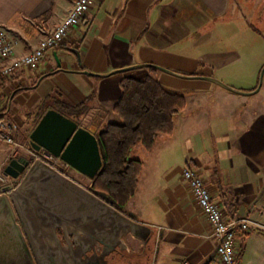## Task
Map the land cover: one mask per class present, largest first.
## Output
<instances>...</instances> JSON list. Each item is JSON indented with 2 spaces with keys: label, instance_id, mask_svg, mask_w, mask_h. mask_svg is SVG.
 Segmentation results:
<instances>
[{
  "label": "crops",
  "instance_id": "crops-1",
  "mask_svg": "<svg viewBox=\"0 0 264 264\" xmlns=\"http://www.w3.org/2000/svg\"><path fill=\"white\" fill-rule=\"evenodd\" d=\"M73 2L0 0V27L16 40L15 52L0 65L37 45ZM258 5L264 0H100L61 44L45 50L36 68L16 66L0 76V111L18 123L16 138L30 141L52 111L97 136L106 123L120 122L113 105L122 78L149 74V67L109 75L85 70L98 74L153 63L189 75L157 68L158 80L182 92L186 105L171 134L158 135L150 151L138 148L135 157L143 161L138 187L120 208L153 228L148 257H136L140 264H153L154 256V264H220L211 226L182 176L187 162L203 176L225 217L253 221L238 236L240 258L243 264H264V83L252 91L264 54L234 45L247 27L238 31L235 22L260 18ZM199 76L217 77L245 92ZM58 99L85 103V112L79 119L66 115ZM7 150L0 142V161ZM30 160L20 151L7 168L20 179ZM137 240L126 239L133 253L141 247Z\"/></svg>",
  "mask_w": 264,
  "mask_h": 264
},
{
  "label": "water",
  "instance_id": "water-1",
  "mask_svg": "<svg viewBox=\"0 0 264 264\" xmlns=\"http://www.w3.org/2000/svg\"><path fill=\"white\" fill-rule=\"evenodd\" d=\"M135 67H156L189 76L153 63L132 64L106 73L85 72L109 75ZM263 73L264 65L252 91L260 88ZM199 77L245 92L214 76ZM30 144L60 156L89 176L100 172L104 164L97 136L55 111L41 118L30 134ZM129 234L145 246L153 228L113 205L107 195L96 193L40 158L29 163L9 193H0V264H109V253L130 249L125 239Z\"/></svg>",
  "mask_w": 264,
  "mask_h": 264
},
{
  "label": "trees",
  "instance_id": "trees-1",
  "mask_svg": "<svg viewBox=\"0 0 264 264\" xmlns=\"http://www.w3.org/2000/svg\"><path fill=\"white\" fill-rule=\"evenodd\" d=\"M156 67L142 78L125 76L120 82V95L113 105L120 122H108L97 132L104 154L101 171L92 178V188L107 195L118 208L124 207L134 195L143 168V161L132 155L140 144L150 151L158 135L171 134L174 118L186 105L182 92L163 85L156 77ZM66 115L79 119L86 104L72 105L57 100ZM5 117L0 111V118ZM29 165V163H28ZM242 245L239 246V255Z\"/></svg>",
  "mask_w": 264,
  "mask_h": 264
},
{
  "label": "built area",
  "instance_id": "built-area-1",
  "mask_svg": "<svg viewBox=\"0 0 264 264\" xmlns=\"http://www.w3.org/2000/svg\"><path fill=\"white\" fill-rule=\"evenodd\" d=\"M98 1L100 0H74L64 18L37 45L30 48L19 58L0 65V76L8 74L16 66L27 65L30 68H36L45 50L61 44L69 36L70 32L80 24L92 4ZM15 47L16 40L7 29L0 27V61L10 58L15 52ZM17 131L18 123L15 120L8 117L0 118V141L12 147L11 152L8 153L9 156L5 160L0 161V193H9L18 182V180L15 181V178L7 168L10 158L16 156L15 146L20 144L14 138V134ZM28 151L31 159L40 158L60 172L68 175L66 170L71 165L60 156L45 148H40L39 150L31 148ZM182 176L211 226L210 235L217 242L216 250L220 264H243L239 255L238 236L249 231L250 224L253 221L247 217H225L219 205L212 199L203 176L190 163L187 162L183 166Z\"/></svg>",
  "mask_w": 264,
  "mask_h": 264
},
{
  "label": "rangeland",
  "instance_id": "rangeland-1",
  "mask_svg": "<svg viewBox=\"0 0 264 264\" xmlns=\"http://www.w3.org/2000/svg\"><path fill=\"white\" fill-rule=\"evenodd\" d=\"M245 11H246V9H245ZM250 13H252V11H250ZM256 15H258L260 18L257 19L256 17H254V19H250V17L247 16L249 20H247V19H241V20L235 22V25L238 28V31L242 27H244V26H247V27L243 31V36H240L239 39L235 42L234 45L236 47L253 46L256 49L257 53L259 55L263 56V54H264V6H261V5H258L257 6V13H256ZM249 23H252L253 25H255L256 27H258L259 29L252 28V26ZM259 74H260V72H259ZM262 83H264V73H263ZM16 133L17 132H15V134H14V138L20 144H18V145L15 146V149H14V151H16L15 153L18 154L20 151H24L27 154H29V151L28 150L31 149V148H33L31 145H29V142L30 141L17 139L16 136H15ZM0 142H3V141H0ZM3 143H5V142H3ZM5 144H7V143H5ZM7 145H8L7 154L5 155V157L3 158V160H5V158L9 156L8 153H10L11 152V149H12L11 145H9V144H7ZM139 147H141L140 144L135 145V147L132 149V155L133 154L134 155L136 154V152H137V150H138ZM13 158H14V156L12 158H10V160L13 159ZM6 163H7V161H6ZM66 171H67V173H68L69 176L78 177V175H77L78 173L76 171H72L70 169V167ZM14 178H15V181L16 180L19 181V179H17L18 177H14ZM90 182L92 183V178L90 179ZM126 239L129 240V241H131L134 244H136V243L139 242L137 239H135L133 237L131 238V237H128L127 236ZM154 263H155V256H154V259H153V264Z\"/></svg>",
  "mask_w": 264,
  "mask_h": 264
},
{
  "label": "flooded vegetation",
  "instance_id": "flooded-vegetation-1",
  "mask_svg": "<svg viewBox=\"0 0 264 264\" xmlns=\"http://www.w3.org/2000/svg\"><path fill=\"white\" fill-rule=\"evenodd\" d=\"M70 169L72 171H75V169L71 166ZM76 172L78 173V177H73V176H70L71 178H73L74 180H76L77 182L85 185V186H90V188L95 191L96 193H98L96 190H94L92 188V183L89 184V181L91 178H93V176H89V175H85V174H82L80 172H78L76 170ZM100 194V193H98ZM127 236H125V239H126ZM130 246V249L127 250V249H117L111 253H109L106 257H107V260L109 262V264H140V260L136 259L137 258H146L148 257V252L150 250V244L148 243L147 245H143V243L141 242V247L138 251H136L135 253H133L131 251L132 249V246L129 244Z\"/></svg>",
  "mask_w": 264,
  "mask_h": 264
}]
</instances>
